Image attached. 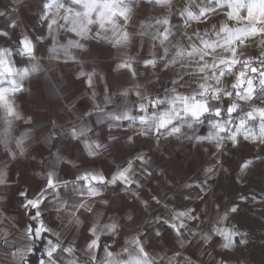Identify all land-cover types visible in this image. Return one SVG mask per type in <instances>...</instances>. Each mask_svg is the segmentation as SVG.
Listing matches in <instances>:
<instances>
[{
	"label": "snow or ice",
	"instance_id": "6c2138e0",
	"mask_svg": "<svg viewBox=\"0 0 264 264\" xmlns=\"http://www.w3.org/2000/svg\"><path fill=\"white\" fill-rule=\"evenodd\" d=\"M15 2L19 4L22 0ZM172 3L173 0H40V18L51 37V46L47 47L48 59L63 60L65 65L80 64L75 77L91 90V110L88 107L76 109L69 99L64 111L78 123L70 124L66 130L61 128V132L67 131L72 140L83 143L89 157L107 151L109 144L106 141L118 143L119 138L111 129H121L123 122H127L124 135L129 144L135 142V137L152 138L157 142L174 137L195 141L198 145L207 142L213 146L215 154L222 153L226 144L233 148L243 142L264 146V0H184L183 5L175 10ZM149 4L167 8L168 14L137 16V9L146 8ZM15 11V8L11 14L0 11V17L13 15L8 28L18 27ZM172 15L179 17L177 24L172 23ZM217 16L220 18L213 22ZM192 22H196L197 28H192ZM201 25L204 26L201 28ZM61 31L69 34L63 43L58 39ZM8 35L7 28L0 29V37ZM137 37L141 40L150 38L152 50L148 55L127 54V50L137 42ZM43 39V36L36 37L35 41ZM87 41L106 44L115 50L114 68L109 66L121 76L115 86V95L119 98L115 107H112V89L107 82L103 103L96 102L98 73L95 67L86 71L83 61L73 51L89 52ZM250 44L260 48L258 54L246 55L245 49ZM15 55L27 57L28 62L18 67L13 58ZM42 59L37 54L33 38L27 35L17 40L15 49L0 47V82L8 85L0 87V146H3L9 161L25 157L29 151L30 145L26 141L31 139L34 118L19 109L16 97L28 90L26 81L52 70L51 65L46 67L41 63ZM141 66L149 74L150 87L140 82ZM177 67L179 71H175ZM158 69L172 71L175 77L170 79L171 87L163 86L162 92L151 84V77ZM99 78L105 79L102 74ZM49 86L59 103L61 89L51 82ZM133 96L135 100L131 99ZM94 114L109 121L110 131L104 140L88 136L92 129L88 127L87 120ZM21 121L29 127L15 135L17 122ZM48 123L55 126L57 121L49 119ZM205 125L206 134H198ZM55 136V132H49L45 142L51 143ZM55 160L75 166L73 161H65L59 154ZM149 162L146 154L136 153L125 158L114 171L78 169L71 179L60 175L55 165L52 170H46L44 184L34 197L29 198L25 191L19 193L26 198L23 207L35 210L30 215L33 223H26L20 229L15 223H10L8 228L0 227V251L4 253L0 264H29V256L35 253L36 242L40 240L46 243L37 264H81L78 252L86 257L84 264H179V251L172 257L154 253L144 243L143 236L138 234L139 228L118 249L107 242L102 243L104 236L109 239L119 236L122 225L116 220L104 221L97 203L109 205L105 193L118 189L140 199L138 190L142 183L138 176L152 175L147 168ZM252 164L253 160H245L240 165L241 173ZM220 165L217 160L215 165L206 168L205 176L211 179ZM6 177L7 163L0 168V185L6 184ZM206 184L207 180L204 181ZM196 187L203 191L202 185ZM62 190L67 192V198H61ZM49 192L57 199L62 231L54 230L45 222L43 206L48 201ZM151 200L156 204L161 202L155 195ZM141 203L149 207L148 200H141ZM238 210L239 205L235 204L225 209L217 223H225L229 215ZM6 219L0 217V226ZM154 219L157 224L167 225L174 231L183 245L184 233L191 232L188 221L201 218L189 208L172 210L170 215L161 214ZM81 228L86 233L83 244L78 245L75 239L64 235ZM212 231L223 237L224 249H233L237 243H248L247 233L234 227H216ZM155 234L161 235L158 230ZM204 238L207 240L210 236L205 235Z\"/></svg>",
	"mask_w": 264,
	"mask_h": 264
},
{
	"label": "crops",
	"instance_id": "0c3cea01",
	"mask_svg": "<svg viewBox=\"0 0 264 264\" xmlns=\"http://www.w3.org/2000/svg\"><path fill=\"white\" fill-rule=\"evenodd\" d=\"M199 2V0H198ZM184 0H173V9H179ZM15 8L14 18L18 23L15 29L8 28V22L13 15L0 17V29L7 28L9 35L0 37V47H12L15 49L17 40L27 35L33 38L37 46V54L43 57L41 63L46 67L51 65L52 70L46 74H39L30 81L25 82L27 91L17 94L16 104L19 109L26 115L34 118L31 130V139L26 141L29 144V151L25 157H19L16 161L7 160L3 146H0V168L7 163L6 184L0 185V217H6L4 225L0 227L8 228L10 223H15L17 229L22 228L26 223H33L30 215L35 211L25 209L23 204L26 198L19 195L21 191L28 193L32 198L37 194L41 185L44 184L46 170H52L55 165L59 174L67 178H74L78 169L88 168L93 171H114L118 166L124 163L125 158H130L136 153H144L149 158L147 165L151 176L140 174L142 188H140V199L134 198L132 194L124 189L108 191L105 197L109 199V205L102 206L97 203L96 207L103 214V220L111 222L116 220L122 227L120 235L109 239L107 236L102 237V243L107 242L118 249L123 242L130 237L133 232L139 228V235L143 236L144 243L154 253L160 256L172 257L175 252L179 251L181 257L177 258L179 264H254L245 245H237L233 249H224L223 237L216 235L212 229L230 228V221L233 214L229 215L228 221L223 224L217 223L219 215L224 210L233 206V197L242 183L246 171L241 173L240 165L244 162L243 156L247 148L253 146L250 142H243L237 148L226 144L222 153L215 154L213 146L207 142L198 145L195 141L185 139L177 140L176 138L161 139L159 142L152 138L135 137V142L129 144L124 135L127 130V122H123L124 127L121 129H111V132L118 136V143L115 141H106L109 144L107 151L101 152L96 157H89L84 150L83 143L72 140L67 131L61 132V128L67 129L70 124L78 123L75 118L64 111V106L68 105V100L76 106V109L88 107L92 103L91 90L82 81L77 80L75 73L81 67L80 64H64L63 60H49L47 47L51 46V37L47 33L46 24L41 20L40 0H22L17 4L15 0H0V11H7L10 14ZM196 11L195 8H193ZM168 14L165 7L149 4L146 8H138L137 16L144 15L163 16ZM220 17L214 18L213 22ZM172 23L177 24L179 17L172 15ZM204 25H201L202 28ZM211 26L210 24L208 25ZM192 28H197L196 22H192ZM137 30L139 27L137 26ZM191 29H189V32ZM43 36V41H35L36 37ZM69 34L61 31L59 41L65 42ZM132 46L127 50L128 55H148L150 48V38L145 37L141 40L136 38ZM89 46V52L83 53L73 50L75 54L83 61V67L86 71H91L95 67L98 76L96 78L95 91L97 93L96 102L103 103L105 96V82L111 87L115 107L119 103V98L115 95V86L120 81V73L111 70L110 65L114 68L115 50L108 45H98L95 41L85 42ZM141 43L143 47H141ZM256 44H250L245 53H249ZM14 60L18 67H23L27 62V57L15 55ZM175 71H179L177 67ZM140 82L145 87H150L148 82V73L140 67ZM102 74L105 79H100ZM175 78L172 71L158 69L151 77V84L155 85L157 90L162 92L163 86L171 87L170 79ZM52 85L61 89L60 101L56 102V97L49 86ZM59 82V83H57ZM7 82H0V87H6ZM67 97L68 99H65ZM135 100L133 96L131 98ZM79 115V112L76 113ZM49 119L56 120L55 126L48 123ZM87 119V118H86ZM88 127L92 132L88 136L104 140L110 131L108 128L109 121L95 114L87 120ZM28 125L23 122H17L15 135L28 129ZM49 132H55L56 136L51 143L45 142V137ZM207 126H202L198 134H206ZM50 153L52 155H50ZM56 154L61 155L65 161L71 160L73 164L57 162ZM221 162L217 166L215 174L211 179L205 176L204 170ZM207 184L204 185V181ZM192 185V187H186ZM196 185H202L201 188ZM155 195L161 201L156 204L151 200ZM48 201L43 206V216L45 222L53 227L56 231H62L60 214L57 212L59 207L56 197L49 192ZM61 198H67V192L62 190ZM141 200H148L149 207H145ZM165 205L167 207H165ZM194 209L195 215L201 219L188 221L191 232H185L186 239L181 245L180 239L175 232L168 228L167 225L157 224L155 217L161 214L170 215L172 210L185 211ZM128 217H132L129 220ZM133 221H135L133 223ZM87 225H85L86 227ZM161 233L156 236V231ZM14 232L16 229L13 230ZM194 233V235H193ZM64 235L70 239H75L77 244H83V237L86 235L83 228L75 233L65 232ZM205 235L210 239H205ZM55 239L54 237H48ZM239 238H237L238 240ZM46 241L36 242V250L33 255L29 256V264H37L41 258ZM4 253L0 251V257ZM81 264H84L86 257L82 253H77Z\"/></svg>",
	"mask_w": 264,
	"mask_h": 264
},
{
	"label": "rangeland",
	"instance_id": "374dc122",
	"mask_svg": "<svg viewBox=\"0 0 264 264\" xmlns=\"http://www.w3.org/2000/svg\"><path fill=\"white\" fill-rule=\"evenodd\" d=\"M247 152L243 160L251 159L253 164L233 197V205H239V210L233 214L230 226L247 233L245 247L253 263L264 264V146L253 144Z\"/></svg>",
	"mask_w": 264,
	"mask_h": 264
},
{
	"label": "built area",
	"instance_id": "2783aa9c",
	"mask_svg": "<svg viewBox=\"0 0 264 264\" xmlns=\"http://www.w3.org/2000/svg\"><path fill=\"white\" fill-rule=\"evenodd\" d=\"M259 51H260V48L257 47V45H256V46H254V47L252 48V50H251L249 53H246V55H250V54H258Z\"/></svg>",
	"mask_w": 264,
	"mask_h": 264
}]
</instances>
